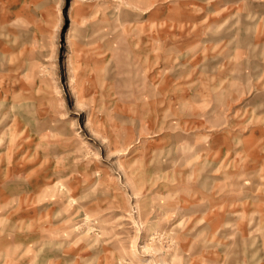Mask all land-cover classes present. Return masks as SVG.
I'll list each match as a JSON object with an SVG mask.
<instances>
[{
  "label": "rangeland",
  "instance_id": "374dc122",
  "mask_svg": "<svg viewBox=\"0 0 264 264\" xmlns=\"http://www.w3.org/2000/svg\"><path fill=\"white\" fill-rule=\"evenodd\" d=\"M0 178L27 264H264V0H0Z\"/></svg>",
  "mask_w": 264,
  "mask_h": 264
},
{
  "label": "crops",
  "instance_id": "0c3cea01",
  "mask_svg": "<svg viewBox=\"0 0 264 264\" xmlns=\"http://www.w3.org/2000/svg\"><path fill=\"white\" fill-rule=\"evenodd\" d=\"M40 192L41 198H44L45 186ZM22 196L17 188H12V181L0 183V264H27L34 258L33 255L26 257L29 247H35V251H38L45 246V234L34 231L45 229V223L41 221L40 224L41 216L45 215V206L41 210L32 207L30 191L24 195L25 198ZM19 209L22 211L18 216ZM36 258L41 260L39 264H45V253Z\"/></svg>",
  "mask_w": 264,
  "mask_h": 264
},
{
  "label": "bare ground",
  "instance_id": "6f19581e",
  "mask_svg": "<svg viewBox=\"0 0 264 264\" xmlns=\"http://www.w3.org/2000/svg\"><path fill=\"white\" fill-rule=\"evenodd\" d=\"M4 225V224H3ZM3 227V226H2Z\"/></svg>",
  "mask_w": 264,
  "mask_h": 264
}]
</instances>
